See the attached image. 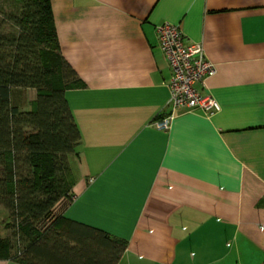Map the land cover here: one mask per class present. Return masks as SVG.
I'll return each mask as SVG.
<instances>
[{"label":"crops","instance_id":"0c3cea01","mask_svg":"<svg viewBox=\"0 0 264 264\" xmlns=\"http://www.w3.org/2000/svg\"><path fill=\"white\" fill-rule=\"evenodd\" d=\"M81 134L66 219L127 242L118 264H264V0H50ZM177 24L220 105L176 111L155 28ZM29 102L36 91L27 90ZM0 264H19L0 259Z\"/></svg>","mask_w":264,"mask_h":264},{"label":"trees","instance_id":"16d2710c","mask_svg":"<svg viewBox=\"0 0 264 264\" xmlns=\"http://www.w3.org/2000/svg\"><path fill=\"white\" fill-rule=\"evenodd\" d=\"M5 1L14 9H0V207L13 235L0 238V259L118 264L125 240L55 213L72 197L69 157L81 134L65 91L80 84L61 55L50 0ZM28 89L36 98L26 110Z\"/></svg>","mask_w":264,"mask_h":264},{"label":"built area","instance_id":"2783aa9c","mask_svg":"<svg viewBox=\"0 0 264 264\" xmlns=\"http://www.w3.org/2000/svg\"><path fill=\"white\" fill-rule=\"evenodd\" d=\"M159 47L170 70L166 84L168 89V111L152 121L151 125L162 131H168L176 111L200 112L211 116L220 111L219 103L210 95H204L199 86H203L208 77L216 73L214 64L205 55L200 43L187 42L180 26L163 22L155 28ZM64 200L55 208L60 212L73 201Z\"/></svg>","mask_w":264,"mask_h":264},{"label":"rangeland","instance_id":"374dc122","mask_svg":"<svg viewBox=\"0 0 264 264\" xmlns=\"http://www.w3.org/2000/svg\"><path fill=\"white\" fill-rule=\"evenodd\" d=\"M13 7L14 6L12 2L9 3L6 2L5 0H0V9H2L3 11L9 12L14 9ZM5 32H14V28L11 27L9 24H7V26H5ZM22 109H26V110L30 109L28 94H26V99H24ZM11 223L12 221L7 211H5L0 207V238L1 239L12 238L13 231L11 230ZM16 249H18V247L15 245L12 251H16Z\"/></svg>","mask_w":264,"mask_h":264}]
</instances>
